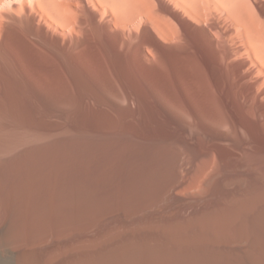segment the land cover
Wrapping results in <instances>:
<instances>
[{
  "label": "bare ground",
  "instance_id": "bare-ground-1",
  "mask_svg": "<svg viewBox=\"0 0 264 264\" xmlns=\"http://www.w3.org/2000/svg\"><path fill=\"white\" fill-rule=\"evenodd\" d=\"M173 76L153 87L184 137L141 121L130 132L38 121L37 109L74 106V88L45 63L0 68V264H264V102L230 104Z\"/></svg>",
  "mask_w": 264,
  "mask_h": 264
},
{
  "label": "rangeland",
  "instance_id": "rangeland-1",
  "mask_svg": "<svg viewBox=\"0 0 264 264\" xmlns=\"http://www.w3.org/2000/svg\"><path fill=\"white\" fill-rule=\"evenodd\" d=\"M45 1L53 7L55 15L42 8L40 0H0V68L45 63L63 73L77 96L75 105L70 108L35 110L33 114L38 121L66 124L101 120L104 130L109 120L112 127L108 122L107 125L111 132H130V125L141 121L150 132L167 131L184 137L189 130L187 122L153 87L161 77L171 79L174 75L175 78L180 71L195 78L196 86L208 84L213 91L221 92L230 104L242 100L251 109L255 106V110L264 102V60L256 57V42L247 41L246 45L244 41L239 42L242 36L235 22H190L188 27L186 22H172L178 30L177 37L167 35L166 41L155 43L146 39L153 29L143 22L142 15L131 22L130 18L120 21L117 13L121 9H113V0H106L108 3L102 0ZM239 51L244 53L243 57ZM97 64L104 69L98 85L89 76L90 71L97 70ZM170 109L174 118L169 114ZM255 116L240 115L241 119H248L242 120L249 126H255ZM13 123L20 129H27L26 123L33 125L32 122ZM30 125L28 130L34 128ZM188 132L186 136L192 133ZM255 135L264 137L258 131ZM200 141L197 140V145L203 144Z\"/></svg>",
  "mask_w": 264,
  "mask_h": 264
},
{
  "label": "crops",
  "instance_id": "crops-1",
  "mask_svg": "<svg viewBox=\"0 0 264 264\" xmlns=\"http://www.w3.org/2000/svg\"><path fill=\"white\" fill-rule=\"evenodd\" d=\"M114 1L117 2L115 9L125 13L117 15L120 21L130 18L131 22L142 15L143 22L153 29V33L146 35L150 42L166 41L167 35L177 37L178 30L172 22H186L187 27L190 22H235L242 36L239 42L244 41L246 45L249 40L257 41L254 45L256 57L264 60L261 55L264 53V0H113L112 3ZM124 17L125 20L120 19ZM192 42L198 41L192 39ZM238 53L244 56L242 51Z\"/></svg>",
  "mask_w": 264,
  "mask_h": 264
}]
</instances>
